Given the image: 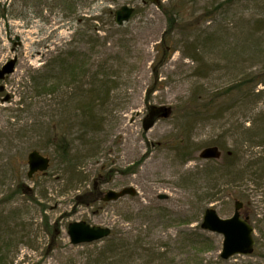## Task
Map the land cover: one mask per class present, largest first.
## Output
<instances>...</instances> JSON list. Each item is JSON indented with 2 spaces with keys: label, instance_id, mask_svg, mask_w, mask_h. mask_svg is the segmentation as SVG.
<instances>
[{
  "label": "rangeland",
  "instance_id": "rangeland-1",
  "mask_svg": "<svg viewBox=\"0 0 264 264\" xmlns=\"http://www.w3.org/2000/svg\"><path fill=\"white\" fill-rule=\"evenodd\" d=\"M177 1L0 0L9 10L0 19V69L17 58L14 73L0 80V234L13 239L10 263L95 264L107 239L73 245L68 235L70 223L85 221L111 229L131 246L139 237L134 261L125 257L123 264H264L262 250L263 256L258 252L220 262L223 237L201 229L205 209L213 207L229 218L237 201L246 205L244 216L257 210L264 218V188L231 169L213 173L219 180L210 190L215 182L206 173L208 164L223 167L228 150L236 151L237 168L250 172L249 162L264 160V137L257 135L263 129L264 95L248 101L239 97L253 84L226 94L245 76L264 80V57L244 42L246 23L264 17V6L184 0L176 25L167 12ZM225 2L222 11L205 17ZM123 5L138 12L118 27L114 13ZM192 20L197 34L215 35L218 45L191 47ZM87 38L98 42L85 43ZM73 51L78 57L68 66L74 74L83 69L84 75L71 87L64 76L59 91L37 94L32 76L51 60L67 61ZM191 55L199 61L187 58ZM55 72L60 78L61 71ZM96 72L111 91L102 97L107 101L100 109L104 124L84 135L72 100L79 90L81 95L89 91ZM263 88L260 84L256 91ZM155 108L161 114H154ZM56 136L74 143L76 173L82 178L64 166ZM186 143L194 151L183 162L175 146ZM214 145L222 146V159H200V152ZM33 150L50 158L51 166L29 179ZM127 187L138 195L102 202L108 191ZM160 195L167 200H159ZM195 232L202 235L197 247L184 239Z\"/></svg>",
  "mask_w": 264,
  "mask_h": 264
},
{
  "label": "trees",
  "instance_id": "trees-1",
  "mask_svg": "<svg viewBox=\"0 0 264 264\" xmlns=\"http://www.w3.org/2000/svg\"><path fill=\"white\" fill-rule=\"evenodd\" d=\"M111 1H115V0H111ZM144 1L148 2V0H142V2ZM232 1L233 0H227L226 2L231 3ZM244 1L249 5L248 8H256L258 10L259 8L264 6V0H244ZM214 2L216 3V1ZM226 2L218 3L216 7H213V9H210V11H206L205 17L208 18L211 15L215 14V12H218L220 10L222 11V9L228 4V3L226 4ZM184 3H185L184 0H182V3H181V0H178L176 4L172 3V7L167 12L169 16L172 18V20L176 23V25L178 23L180 25L179 19H181V16L183 13V9L185 6ZM71 5H72L71 8H73L72 10H74L72 3ZM0 8H1L0 9V19L7 17L6 15L9 12V10L6 8H2L1 5H0ZM261 10L264 11V8ZM104 11L108 13L112 12L108 9L107 10L105 9ZM137 12L138 11L136 10L135 14ZM93 20L97 23L99 18H94ZM249 22H252V24L246 23L247 33H246L245 39L244 38L242 39H244V42L246 44L247 42L250 43V44H247L246 46L254 49V51L258 54L259 57H264V50H263L264 48V17L254 18ZM193 24H194V21L192 20V23H190V26H188V28H190L194 38L195 37L197 38V41L194 39L191 40L192 35L190 33L189 34L190 36L188 37V39L190 41L191 47H193L195 50H199L205 46L211 47V45H214L216 43L218 45L219 42L215 43V41L217 40L215 35L206 33V32L202 33L200 31H199V34H197L198 31L197 29H195V24L194 25ZM176 30L177 28L175 27L173 30H171L169 35ZM96 32H98V30ZM260 34L262 35L260 36ZM86 42L91 44L93 42L95 43L98 41L94 40L93 38H87L85 43ZM77 57H76V53L73 51V52H70V54L66 56L67 61L63 60L62 62L60 61L58 63L57 60H51L45 65V68H44L45 70H43L36 76H32V82L37 91V94H42V93L54 94L57 91H59L58 89L59 86L62 87L66 79L69 80V82H67L66 84L69 87H71L75 83L73 81L74 78L77 80L80 75L83 76L85 73L83 69H80L78 74L77 73L74 74L75 68H71V66H68L70 64V61ZM196 57L197 55L187 56V58L191 60L199 61L198 59H196ZM55 69L57 71L58 69L61 71L60 78H57L56 75L54 76V73H56ZM95 74L96 75H93L92 86H90L89 91L83 92V94L81 95V91L79 90V94L74 95L75 98H73L72 100L74 108L76 107V110L78 112L75 120L79 123L80 130L84 132V135L89 134L90 131L94 132L95 130L96 132V130H100L101 126L104 124L100 109L103 105L106 104L107 101L106 99L104 100L102 97H104V95L106 94H109V92L111 91V87L109 86L108 80H103V79H102L103 81L99 80L98 77L99 78L101 77L99 76L101 75L100 72H96ZM64 76L66 77V79L64 78ZM244 78H248V79L238 84V86L236 87L234 86L233 88L228 89L230 90V92L226 94H231L233 93V91H239L245 86H251L253 84L252 87L247 90L248 92L240 91L239 97L244 96V98H246V101H248L252 96L260 97L264 95V88L263 90L256 91L257 86H259L260 84L264 86V80H261V79L257 80L256 78H253L251 76H245ZM73 105L70 106V111L73 110L72 109ZM262 120H263V123H262L261 128L263 129H261L260 133L257 134L259 137H264V119ZM54 138L58 139V143H57L58 146H56L54 142ZM54 138L52 139V142H54L55 148L57 150V154L62 159L64 166L68 169L69 172L72 173L73 177L78 175V177L82 178L81 175L76 173V169L79 164V161L77 159L79 158H77L74 154V148H73L74 143L71 140L69 141L65 136H61L59 138L56 136ZM261 146L263 147V150H264V145H261ZM215 147H218V148L221 147L222 149V146L219 147L216 145ZM175 150L177 151L178 156L182 157L183 162L188 161L192 157L193 151H194L191 144L189 145L188 143L184 145H180V144L176 145ZM236 154H237L236 151L228 150L226 152V156L224 159V165L221 169L214 167L213 164L207 165L208 172L206 173H209V175H207L208 180H210L211 182L212 181L215 182V185H213V187H211L210 190H214L216 188V181L219 180L218 179L219 174L213 175V173L215 172L224 173L226 170L230 171L231 169H235L237 174L241 176L238 178L248 179L252 181L256 187L259 186L260 188H264L262 187L264 185V160H260L258 163L249 162L251 163L250 166L253 169L252 172H250L244 169V167L243 169L237 168V164H235ZM240 181L241 180H238L237 182H240ZM236 187H238V185H236ZM213 196H214V193L210 195V198H213ZM201 238H202V235H200L198 232H195L192 234V236L190 235L187 239L186 238L184 239L188 242H192V245L197 247L202 242ZM140 241H139V237H137L136 240L134 241V244L131 246L130 245L131 241H128L127 238L123 236H117L114 233H112L111 237H109L106 240L104 247L101 249V252L97 255L98 257H100V259L98 258L95 264H123L124 262L123 259L125 257L129 259V261L127 259L128 262H133L135 259L136 251H138L139 249ZM12 243H13V239H10L5 235L0 234V264H6V262L7 264H12L10 263V257L8 258V254L11 250ZM146 250L149 251V249H146ZM258 252L259 251H256L255 254ZM259 253L262 255V252H259ZM145 256L148 257V255L146 254ZM220 262H225V261L221 259ZM191 264H194V261Z\"/></svg>",
  "mask_w": 264,
  "mask_h": 264
},
{
  "label": "water",
  "instance_id": "water-1",
  "mask_svg": "<svg viewBox=\"0 0 264 264\" xmlns=\"http://www.w3.org/2000/svg\"><path fill=\"white\" fill-rule=\"evenodd\" d=\"M134 13V8L128 5L122 6L115 12V22L118 26H123L130 21ZM17 58L11 60L3 66L0 70V80H4L6 76L11 75L15 71ZM3 90L2 88L0 89ZM8 97L6 98V101ZM157 114V109L155 108ZM164 117L168 113H163ZM222 152L216 147L204 149L200 153V157L205 160L220 159ZM29 172L28 177L32 178L39 172H46L50 166V159L43 156L38 151H32L28 155ZM137 191L133 187H127L117 192L114 190L108 191L103 197L104 202H115L126 196L136 197ZM168 197L160 195L158 199L165 200ZM241 203L236 204V212L232 218L222 219L219 217L217 211L209 208L205 211L202 229L211 233L220 234L224 237L221 258L229 260L234 256H250L254 252L255 241L253 238V227L247 221L240 217ZM68 235L73 245L92 244L103 241L111 235V229L100 226H93L85 221L72 222L68 226Z\"/></svg>",
  "mask_w": 264,
  "mask_h": 264
},
{
  "label": "flooded vegetation",
  "instance_id": "flooded-vegetation-1",
  "mask_svg": "<svg viewBox=\"0 0 264 264\" xmlns=\"http://www.w3.org/2000/svg\"><path fill=\"white\" fill-rule=\"evenodd\" d=\"M1 99V98H0ZM257 207V206H256ZM258 208V207H257ZM252 212L251 209H248ZM246 211V205L243 202V206L240 209V217L243 220H247L253 227V238L255 241V246H254V252L262 250L264 252V218L263 217H259V213H258V217L256 215V213H250L247 216H244L243 212ZM260 211V209L258 208V212ZM236 211H234L235 213Z\"/></svg>",
  "mask_w": 264,
  "mask_h": 264
}]
</instances>
